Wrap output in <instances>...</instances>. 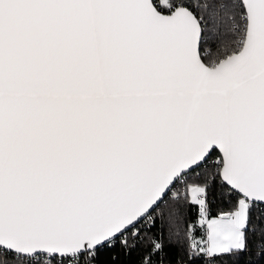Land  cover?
<instances>
[{
    "label": "snow or ice",
    "instance_id": "6c2138e0",
    "mask_svg": "<svg viewBox=\"0 0 264 264\" xmlns=\"http://www.w3.org/2000/svg\"><path fill=\"white\" fill-rule=\"evenodd\" d=\"M0 264H264V0H0Z\"/></svg>",
    "mask_w": 264,
    "mask_h": 264
},
{
    "label": "trees",
    "instance_id": "16d2710c",
    "mask_svg": "<svg viewBox=\"0 0 264 264\" xmlns=\"http://www.w3.org/2000/svg\"><path fill=\"white\" fill-rule=\"evenodd\" d=\"M219 206H221V205H219V202L213 204V206H212V207H213V214L215 213V211L217 210V208H218ZM223 206L226 207V204L223 205ZM192 212L194 213V210H192ZM190 218H191V217H190ZM133 259H136V257L134 256Z\"/></svg>",
    "mask_w": 264,
    "mask_h": 264
}]
</instances>
